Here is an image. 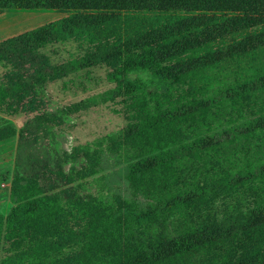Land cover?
Instances as JSON below:
<instances>
[{"label":"trees","instance_id":"trees-1","mask_svg":"<svg viewBox=\"0 0 264 264\" xmlns=\"http://www.w3.org/2000/svg\"><path fill=\"white\" fill-rule=\"evenodd\" d=\"M8 8L71 13L0 41L15 75L0 102L21 101L22 72L44 83L107 63L106 94L126 97L137 119L121 132L126 179L153 201H61L17 176L0 213V264H180L224 241L213 264H264V0H0ZM71 39L86 52L55 65L41 51ZM224 195L245 210L221 228L209 206ZM167 219L184 231L167 237Z\"/></svg>","mask_w":264,"mask_h":264},{"label":"rangeland","instance_id":"rangeland-1","mask_svg":"<svg viewBox=\"0 0 264 264\" xmlns=\"http://www.w3.org/2000/svg\"><path fill=\"white\" fill-rule=\"evenodd\" d=\"M70 13L52 9H5L0 13V41ZM126 20L129 27L135 26L130 22L136 19ZM85 47L83 42L71 39L46 45L41 51L51 64L58 65L81 56L86 52ZM110 70L107 63H98L44 83L30 79L32 72H22L30 87L20 88L21 101L12 107L0 102L1 214H7L13 205L10 188L17 176L21 183L34 181L40 191L61 201L72 197L111 202L119 196L134 200L139 208L150 205L153 200L134 191L126 179L131 151L127 147L122 149L121 132L137 119L131 116L130 101L126 97L116 92L106 94L115 86L107 76ZM9 72L10 66L0 62V84L11 87L15 75ZM8 92L11 94L8 102H15L17 99L12 98L18 92ZM80 101L84 106L79 110L65 107ZM199 165L195 163L194 167ZM238 209L244 211V203L228 195L214 199L209 206L211 216L221 228L230 225V216ZM183 227L176 219L161 222L167 237L182 233ZM226 245L224 241L222 248ZM222 248L189 253L180 264L217 263L220 255L215 257L212 253L223 254Z\"/></svg>","mask_w":264,"mask_h":264}]
</instances>
